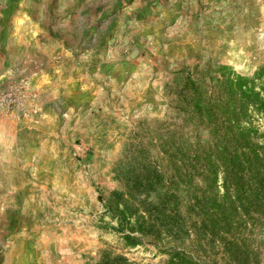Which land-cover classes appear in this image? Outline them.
<instances>
[{
	"label": "rangeland",
	"instance_id": "obj_1",
	"mask_svg": "<svg viewBox=\"0 0 264 264\" xmlns=\"http://www.w3.org/2000/svg\"><path fill=\"white\" fill-rule=\"evenodd\" d=\"M46 1H37L40 21ZM47 9L54 24L70 20L73 47L88 52L89 98L64 116L53 155L29 157L33 130L25 128L16 147L30 164L22 171L0 165V264H102L105 253L165 264L168 241L144 237L128 247L118 232L107 207L118 200L112 191L123 189L114 167L134 122L163 115L162 84L173 62L211 57L242 73L264 63V0H49ZM234 238L247 263L206 240L194 247L179 238L175 246L196 264H264V227Z\"/></svg>",
	"mask_w": 264,
	"mask_h": 264
},
{
	"label": "trees",
	"instance_id": "obj_2",
	"mask_svg": "<svg viewBox=\"0 0 264 264\" xmlns=\"http://www.w3.org/2000/svg\"><path fill=\"white\" fill-rule=\"evenodd\" d=\"M162 97L163 115L134 122L114 167L123 189L107 207L118 232L128 247L168 241L165 264H196L175 246L188 237L247 263L234 237L264 227V63L242 73L211 57L178 60ZM101 261L129 264L122 254Z\"/></svg>",
	"mask_w": 264,
	"mask_h": 264
},
{
	"label": "crops",
	"instance_id": "obj_3",
	"mask_svg": "<svg viewBox=\"0 0 264 264\" xmlns=\"http://www.w3.org/2000/svg\"><path fill=\"white\" fill-rule=\"evenodd\" d=\"M37 1L0 0V90L27 75L37 93L25 108L0 111V165L11 163L14 171H22L28 163L23 160V150L16 147L22 129L33 130L28 156L35 153L44 160V156L53 155V139L65 132L64 116L71 109L78 112L85 108L89 98L87 50L73 47L68 38L72 34L70 20L54 24L52 15L47 16L49 0L44 7L46 19L40 21L34 15ZM61 24L65 29H60ZM95 65H89L92 73ZM37 165L44 169L43 163Z\"/></svg>",
	"mask_w": 264,
	"mask_h": 264
},
{
	"label": "built area",
	"instance_id": "obj_4",
	"mask_svg": "<svg viewBox=\"0 0 264 264\" xmlns=\"http://www.w3.org/2000/svg\"><path fill=\"white\" fill-rule=\"evenodd\" d=\"M37 93L27 75H22L0 90V111L23 108L33 102Z\"/></svg>",
	"mask_w": 264,
	"mask_h": 264
}]
</instances>
